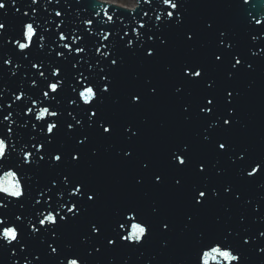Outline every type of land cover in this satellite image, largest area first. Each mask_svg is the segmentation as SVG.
Here are the masks:
<instances>
[{"label":"snow or ice","instance_id":"6c2138e0","mask_svg":"<svg viewBox=\"0 0 264 264\" xmlns=\"http://www.w3.org/2000/svg\"><path fill=\"white\" fill-rule=\"evenodd\" d=\"M17 2L0 0L3 17H7L12 9H15L13 15L19 12ZM74 2L80 4L81 0ZM54 3L62 4V10L52 8L49 11V6ZM138 3L139 10L151 8L153 4L163 10L153 8L154 17L149 12L140 11L139 18L136 15L138 11H134L132 17H125L124 13L127 12H119L114 19L118 8L113 7L112 14H108L109 10L104 8L105 15L94 13L99 17L94 23L93 12H89L88 16H81L78 11L75 14L69 12V0H63V3L62 0H43V3L30 0L26 6L31 9L32 16L21 20L19 35L9 36L13 25L7 20L0 22V48L11 45L16 50L15 57L3 58L2 65H12L9 72L13 77L20 72L17 69L25 67L16 58L27 61L30 69L35 70L34 76L30 74L17 85L11 97L12 102L6 105L8 111H4L5 103L0 104V165H5L4 175L0 177V253L7 254L9 264H87V260L78 253L65 254V250L71 252V245H64L61 249L59 243L63 228L83 221L101 201L100 190L77 174L85 161L91 165L102 159L109 149H114L115 159L135 163L143 173L134 177L137 187L147 179L151 180L156 189L167 185L165 173L154 168L150 159H139L137 155L135 145L148 125L147 118L142 119L140 125L129 122L118 126L102 111L107 100L118 102L114 96L116 76L124 67L126 55H139L143 61L152 62L169 48L168 33L181 29L185 23L184 0H138ZM40 4L45 5L44 19L38 24L39 11L32 6ZM91 7L96 9L103 5L92 0ZM52 13L55 18H60L51 21L52 28L60 29L51 33L55 39L46 37L45 33L50 32V29L42 27ZM69 16H72L71 21L68 20ZM23 17H29L28 12H24ZM120 17L134 19L135 23H125ZM145 17L148 19L145 20ZM76 20H79V26L68 27ZM65 27H68L67 32ZM202 31L214 36L211 64L185 60L175 69L171 65L166 66L165 72H174L180 81L173 95L179 96L186 88L202 89V95L195 104L198 112L192 110L191 101L179 107L185 124L190 123L194 117L199 119L201 128L195 134L196 138L214 154V162L197 158L191 139L178 140L168 150V166L173 171L178 170V175L172 177L169 187L186 199L188 210L184 213V231L190 230L199 213L224 197H230L234 203L250 206L252 223L264 225V208L261 203L247 198L242 201V194L236 185L224 184L221 188L213 183L212 176L213 171L217 177L225 172L217 168L220 157H226L236 167V175L241 181L255 182L258 177L264 176V156H252L246 147H238L230 139V134L237 127H245L240 111L242 93L230 82L236 81L244 72L254 71L256 58H264V47H261L264 36L258 34L264 32V26L258 30L253 29L249 36V40L255 42L251 45L257 46L259 50L253 51L249 47L247 53L238 51L236 36L228 27L219 26L213 19L203 22ZM182 36L184 43L189 45V51L196 52L192 46L196 33L185 30ZM46 39L53 44L50 51H47ZM61 41L64 43H59ZM37 48L49 58L47 66L43 59L35 62L30 59L33 49ZM64 65L68 66V72ZM217 71L223 72L226 82V86L219 92L216 77L212 75ZM137 78L133 76V79ZM24 83L30 84L31 88L38 89L42 94L43 100L38 112H34V99L29 98V102L25 103ZM65 87H70L75 95L69 96L62 107H57ZM3 93L4 89L0 88V101L4 100ZM159 94L160 84L145 77L140 87L128 93L127 107L134 111ZM188 94L191 95L190 92ZM14 106L19 109L16 113L20 117L19 121L11 119L10 123H4L13 117ZM12 125L16 126L15 129ZM3 129L7 130V135ZM118 129L126 147L108 144L104 152H101L93 144L95 138L110 140ZM61 132L66 140L56 147L57 136ZM68 142L70 145L66 146ZM17 147L20 148V156L13 158ZM17 165L23 185L17 179L16 172L7 170ZM44 165L56 170L57 175L48 183L37 185L28 173ZM183 173L201 179L186 189ZM260 187H264V184ZM4 197L9 199L4 200ZM259 200L264 202V196ZM10 206L20 209V214L8 215ZM151 211L155 220L146 218L139 207L129 204L113 212L108 226L100 219L88 220L86 233L81 238V243L86 241L92 248L87 251V256L100 255L102 250L107 253L109 249L138 250L150 240L157 227L161 233L171 236L176 230L173 219L161 215L155 205ZM247 219V216L241 215L239 223L244 224ZM257 231L258 235L251 233L249 228L239 232L229 228L218 235L199 233L191 264H209L210 259L215 264H242L247 259L245 251L254 249L258 255L264 253V230ZM36 240H39L41 246L47 242L46 249L39 255L32 247V242ZM235 241L240 243L237 245ZM169 243L168 239H164L161 247L167 248ZM108 264H115V257H110ZM123 264H129L128 259H124Z\"/></svg>","mask_w":264,"mask_h":264},{"label":"water","instance_id":"95a60500","mask_svg":"<svg viewBox=\"0 0 264 264\" xmlns=\"http://www.w3.org/2000/svg\"><path fill=\"white\" fill-rule=\"evenodd\" d=\"M101 1L128 9H132L136 5L132 10L118 8L114 19L115 16L120 14L119 12H127L124 13L125 17L127 15L132 17L134 11H138L136 15L139 18L140 11L149 12V15L154 17L153 8L157 11L163 10L157 4H153L151 8L144 7L139 10L138 0H136V4L133 0ZM38 2L43 3V0H38ZM29 3L30 0H18L16 8L19 9V12L15 15H13L15 9L9 10L7 17H3V13L0 12V22L7 20L8 23L13 25L8 33L9 36L19 35L21 20L31 18L32 11L26 6ZM91 4L92 0H81L80 4H76L74 0H69L68 11L73 14L78 11L81 16H88L89 12H93L94 23L99 19V17L94 15L95 12H100L101 16H103L105 15L104 8H107L109 10L108 14H112L114 6L101 3L103 7L93 9ZM32 7L39 11V19L37 20L39 24L44 19L43 9L45 5H33ZM52 8L62 10V4L54 3L49 6V11ZM184 8L186 9L185 23L181 29H174L168 33L169 48L159 58L149 63L143 61L139 55L136 57L126 55L124 67L116 76L114 96L118 98V102L112 103L111 100H107L102 109L104 114L112 118L118 126L129 122L140 125V121L147 118L148 125L144 128L143 136L135 145L137 155L139 159H150L154 168L164 172L167 185L156 189L153 188L151 180L147 179L141 186L137 187L134 177L143 173L140 172L137 164L115 159L114 149H109L102 159L91 165L86 161L82 163L77 174L80 178L90 182L100 190L101 201L89 211L83 221L65 226L61 232L59 243L61 249L64 248V245H71V250H78L76 253L84 257L87 260V264H108L110 257H115V264H123L124 259H128L129 264H191L195 255V242L199 233L218 235L229 228L233 229L234 232L249 228L251 233L258 235L257 230H264V225L259 222L256 224L252 223L250 206H245L243 203H234L230 197H224L222 200L214 202L208 209L199 213L190 230H183L184 213L188 210V206L185 197L169 187L172 183V177L178 175V170L173 171L169 168L167 163L168 150L178 140L191 139L193 141L194 154L197 158H204L214 162V154L208 151L207 146L201 145L196 138L195 134L201 128L199 119L194 117L190 123L185 124L179 107L180 104L191 101L192 110L198 112L195 104L199 96L202 95V89L186 88L179 96L173 95V90L180 81L174 72H165L166 66L171 65L175 69L185 60H197L211 64L213 59L211 52L215 45L214 36L202 31L203 22L208 19H213L219 26L228 27L232 31L239 44L238 51L247 53L249 47L253 51H258L257 46L251 45V43L255 42L250 41L249 36L253 29L258 30L264 26V0H184ZM24 12H28L29 17H23ZM54 18V13H52L48 18V22L42 26L50 29V32H46L45 35L51 39H55V37L51 36V33L60 30L52 28L51 21ZM120 19L124 20L125 23H135L134 19L127 20L124 17H120ZM144 19L147 20L148 17ZM68 20L71 21L72 16H69ZM257 21L260 23L258 24ZM77 26H79V20L73 21L68 25L71 28H76ZM68 27L64 28L66 32ZM185 30H192L196 33L192 43V46L196 48V52H190L189 45L184 43L182 32ZM258 34L264 36V32ZM129 35H131L130 31ZM45 43L48 44L47 51H50L53 44L49 43L48 39L45 40ZM59 43L63 44L64 42L61 41ZM261 47H264V42H262ZM15 55L16 50L11 45L0 48V88L4 89V100L0 101V104L5 103L4 111H8L6 105L12 102L11 97L15 93L17 85L21 84L24 78L27 79L30 74L35 75V70L30 69L27 61L16 58L19 63H24L25 67L21 70L17 69L20 72L15 77L11 76L9 69L12 68V65L4 67L2 60L10 56L15 57ZM30 59H33L34 62L35 60L43 59L46 66L49 63V58L38 48L33 49ZM64 68L66 72L69 71L67 65H64ZM254 69V71L242 73L236 81L230 82L242 93L240 111L241 119L245 124L242 129L237 127L230 134V139L238 147H246L250 155L255 157L264 156V58H256ZM212 75L216 77L217 91L219 92L220 89L226 86L223 72L217 71L212 73ZM133 76L138 78L133 79ZM145 77H150L160 84V94L154 99H149L143 107L134 111L129 110L126 103L128 93L140 87ZM249 85H251L250 91ZM23 86L26 92L25 103L29 102V98L34 99L36 101L34 112H38L41 107V100H43L41 92L38 89L31 88L30 84L24 83ZM189 92L191 95L188 94ZM72 95L75 94L71 92V88L65 87L60 95V104L56 106L62 107L68 97ZM18 112L19 109L14 106L13 117L4 123H10L11 119L19 121L20 117L16 115ZM4 114H7V112ZM12 127L15 129L16 126L12 125ZM119 131L118 129L117 134L107 141L95 138L93 144L99 147L101 152H104L108 144H113L116 147H126ZM3 132L7 135L6 129H3ZM25 139L30 140L31 138L25 137ZM65 140L63 132H61L57 136L55 146L59 147ZM68 145H70V142L66 144V146ZM19 156L20 148L17 147L13 158H18ZM219 159L220 162L217 164V168L224 169L225 172L217 177L215 176V171H213V183L220 185L221 188L224 184H234L242 194V201L247 198L253 202L261 203L262 208H264V202L259 200L260 197L264 196V187H260V185L264 184V176L258 177L255 182L241 181L236 175V167L231 165L226 157H220ZM18 167L19 165L7 170L16 172L17 179L21 180L23 185L20 173L17 172ZM4 169L5 165H0V177H3ZM28 175L33 176V180L37 185H44L54 178L57 172L44 165L31 170ZM183 175L186 189L190 188L191 184L198 183L201 179L188 173H183ZM7 199L9 198L4 197V200ZM129 204L139 207L142 214L150 220L156 219L152 216L151 211L155 205L161 215L173 219L175 232L169 236L167 233H161L157 227L153 231L150 240L138 250H132L131 248L109 249L107 253L102 250L100 255L93 254L92 257H88L87 251H91L92 248L86 241L81 243V238L87 230L88 220L100 219L108 226L112 221L113 212L117 208H122ZM20 212V209L11 206L8 209V215L20 214ZM241 215L248 217L244 224L239 223ZM164 239L170 241L167 248L161 247V242ZM234 243L238 245L240 242L235 241ZM249 244H252L251 240ZM32 247L36 254L39 255L46 249L47 242L41 246L39 240H36L32 242ZM68 255H71V253ZM244 256L247 259L243 260L242 264H264V253L258 255L253 249L245 251ZM0 264H9L6 253H0ZM209 264H215V261L210 259Z\"/></svg>","mask_w":264,"mask_h":264}]
</instances>
